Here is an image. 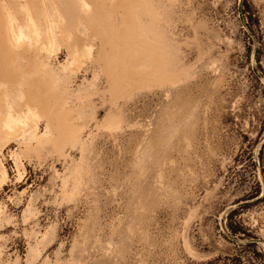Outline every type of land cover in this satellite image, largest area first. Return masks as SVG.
<instances>
[{
  "label": "rangeland",
  "instance_id": "rangeland-1",
  "mask_svg": "<svg viewBox=\"0 0 264 264\" xmlns=\"http://www.w3.org/2000/svg\"><path fill=\"white\" fill-rule=\"evenodd\" d=\"M9 1L0 264H264V0Z\"/></svg>",
  "mask_w": 264,
  "mask_h": 264
},
{
  "label": "bare ground",
  "instance_id": "bare-ground-1",
  "mask_svg": "<svg viewBox=\"0 0 264 264\" xmlns=\"http://www.w3.org/2000/svg\"><path fill=\"white\" fill-rule=\"evenodd\" d=\"M50 1V3H52V4H55V6L57 7V12H58V14H59V19H60V21L61 22H64L65 21V17H67V19L69 18V11H66V8L67 7H64L63 8V5H64V3H66V2H68V0H46V2H49ZM74 1V3L76 4V5H78V6H80L81 8H82V12H83V15L85 16H87L88 17V19L92 22V23H94V25H97V22L100 20V16H99V14H100V11H102V8H104V6H103V4L107 1V0H73ZM109 1V0H108ZM10 2V1H9ZM28 2H30V4H29V6L31 7V8H29V6L28 7H26V14H25V18H26V21H27V25H28V31H29V34H30V36L32 37V38H34L35 40H36V42H41V39H40V37H38V38H36L35 37V35H34V29H33V21H35V20H33V14L32 13H35L34 15H38V16H36V17H39V16H41L40 18H41V20H40V23L42 24V27H45L46 25H47V19H46V17H45V15L43 16L41 13H39V14H37L38 13V7L36 6V3L38 2V1H36L35 0V4L33 5V2H32V0L31 1H28ZM42 3V2H41ZM44 3V2H43ZM85 4H89L90 5V8H87L86 6H85ZM58 6H60L61 7V11H63V14H61V11H60V9L58 8ZM69 7V6H68ZM45 8V7H44ZM54 10V9H53ZM53 10L51 11L52 12V17H53ZM60 12H59V11ZM127 10V16H126V22L128 23V26H131L130 24V18H131V16H130V13H128L129 11V9H126ZM15 11V10H14ZM45 11V10H44ZM46 12V11H45ZM13 14V13H12ZM4 16H5V18H6V25H5V27H4V44L5 45H7V46H3V50H6V51H8L9 50V52H11V54H12V51L15 49V48H21V47H24L25 46V44H26V41L24 40V39H19V41H16L15 40V37H14V35H17L18 33H19V30H18V26H17V24L16 23H14L13 21H11L10 20V18L8 17V15L6 14V13H4ZM14 16V15H13ZM15 17V16H14ZM51 17V18H52ZM53 21V20H52ZM1 23H2V21H1ZM66 23V22H65ZM67 27H68V25H67ZM2 28V27H1ZM1 28H0V30H1ZM48 28V27H47ZM51 27H50V25H49V28L48 29H50ZM49 31V30H48ZM67 33V32H66ZM65 33V34H66ZM49 35V34H48ZM48 35L46 34L45 35V38L46 39H48L49 41H50V45L48 46V49H49V51H50V48H51V42H52V36H51V29H50V35H49V37H48ZM68 39H71V38H69L68 37ZM71 42H72V40H71ZM2 52V51H1ZM0 52V54H2V55H6V52L3 54V53H1ZM4 52V51H3ZM0 64H1V60H0ZM7 65V64H6ZM2 67H3V65H2ZM32 67H33V69H32V78L36 81L37 80V77H38V74H37V65L36 64H32ZM6 73V74H5ZM4 73V71L2 70V72H1V75H4L5 76V78H6V76H9V75H7V73H9L8 72V70H7V72H5ZM3 76V77H4ZM119 82V81H118ZM36 84V83H35ZM35 84H33V83H31V88H33V91L34 90H36V89H34L35 87H36V85ZM31 93H33V92H31ZM34 96V95H33ZM38 118H40L39 116H38ZM18 127V126H17ZM17 172H18V174H20L21 172L19 171V169H17Z\"/></svg>",
  "mask_w": 264,
  "mask_h": 264
},
{
  "label": "crops",
  "instance_id": "crops-1",
  "mask_svg": "<svg viewBox=\"0 0 264 264\" xmlns=\"http://www.w3.org/2000/svg\"><path fill=\"white\" fill-rule=\"evenodd\" d=\"M3 2H9V0H0V28L2 27V28H4L5 26L3 25L2 26V23H1V21L3 22V16H2V10H1V5L3 4ZM17 5H18V8L15 10V13H17V14H21L22 13V20H21V22H22V24L21 25H19V27L20 28H22V29H28V25H27V21H26V18H25V14H24V12H23V10H22V3H21V0H17ZM11 4H14V2H11ZM14 10V9H13ZM18 22V21H17ZM37 21L35 20V22L34 23H36ZM39 27H41V26H39ZM1 28V29H2ZM10 57V56H9ZM9 57H7V58H5V60H6V62L7 61H9Z\"/></svg>",
  "mask_w": 264,
  "mask_h": 264
}]
</instances>
